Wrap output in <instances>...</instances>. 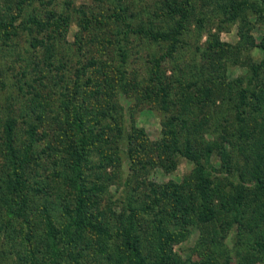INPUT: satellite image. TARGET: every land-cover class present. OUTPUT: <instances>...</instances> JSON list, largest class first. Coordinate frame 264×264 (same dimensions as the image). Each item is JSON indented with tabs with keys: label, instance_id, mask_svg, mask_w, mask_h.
Listing matches in <instances>:
<instances>
[{
	"label": "trees",
	"instance_id": "16d2710c",
	"mask_svg": "<svg viewBox=\"0 0 264 264\" xmlns=\"http://www.w3.org/2000/svg\"><path fill=\"white\" fill-rule=\"evenodd\" d=\"M3 1L6 0H0ZM41 1L50 7L58 0ZM193 2L164 0L160 12L155 14L169 23L164 31L128 21L121 7L97 19L98 25L112 26L116 32L98 40V53L83 68V75L94 68L100 79L83 81L78 72L73 87L65 91L64 115L59 116L65 120V128H48L51 114L43 102L30 99L21 105L17 100L5 114L0 107V204L12 219L24 220L21 261L83 264L92 248L100 258L98 264H240L239 258L246 253L248 264H253L250 255L254 251L264 254L263 122H258L251 133L240 130L237 139L228 141L231 150L241 156L240 162L223 147L224 142L221 144L222 172L217 173L211 165L215 144H197L189 132V118L184 116L192 113L191 104L202 109L210 102L217 103L214 96L221 93L218 87L222 82L209 76L203 78L208 72L207 57H212L209 49L221 52L229 46L216 42L197 54V66L193 68L198 71L197 78L188 84L179 82V92H174L173 83L168 82L170 77L162 70L163 63L174 58L180 45L185 44ZM248 5L240 3L238 9ZM47 13L46 21L36 17L31 21L38 33L50 30L59 37L65 34L69 15L55 10ZM7 16L0 13V31L6 32L11 25ZM82 17L94 24L85 12ZM132 35L152 45L163 44L164 48L160 54H149L147 79L143 83L130 79L126 68ZM33 42L35 47L44 44L36 37ZM252 46H256L254 42ZM261 46L264 50V43ZM116 53L120 67L114 64ZM263 66L264 62L253 65V81L247 86L238 85L241 105L236 109L240 122L245 121L241 109L246 106L249 92L264 100V90L258 95L249 88ZM120 92L132 93L138 104L146 102L161 111L163 131L159 140L153 142L145 129H138L135 124L127 129L120 124L122 117L115 118L112 96ZM104 93V99L97 96ZM174 107L183 112L173 111ZM20 119L24 122L22 130L26 131L24 142L17 141L22 131ZM46 137V146L55 155H64V162L54 174L47 169L41 173L47 162L42 160L38 148L44 147L40 143ZM183 158L193 169L182 184L150 180L155 168L170 174ZM125 160L130 163L128 172L123 170ZM115 184L118 195L110 192ZM57 205L58 223L51 210ZM27 209H35L31 215L34 220L29 219ZM34 222L42 225L40 236ZM233 229L241 236L229 246L225 240ZM195 232H199L195 246L183 258L174 246L185 243ZM259 259H264V255Z\"/></svg>",
	"mask_w": 264,
	"mask_h": 264
},
{
	"label": "rangeland",
	"instance_id": "374dc122",
	"mask_svg": "<svg viewBox=\"0 0 264 264\" xmlns=\"http://www.w3.org/2000/svg\"><path fill=\"white\" fill-rule=\"evenodd\" d=\"M163 1L58 0L50 7L41 0L0 2V13L5 16L8 14L10 18L5 17V19L9 20L8 23L12 25V27L11 25L7 26L9 28L6 32H4L5 30L0 31V79H2L0 82V107L4 108L2 113L5 114V110L9 111L8 106L17 100L21 101V105H23L32 99L36 100L38 104L43 102L46 111L51 114L47 118L50 121L48 128L49 125L58 128L64 127L65 120H61L59 116L64 115L65 91L73 87L78 72H81L83 81H88L91 78L100 79L94 68H89L85 75H83V68L98 53V40L104 39V35L116 32L112 26L98 25L97 19L100 20L106 15H111L114 8L121 7V12L128 18V21L150 27L152 25L157 30L164 31L169 28V23L165 22L163 17L155 15L160 12ZM243 2L249 3V5L238 9V4ZM69 3H71L70 6ZM50 10L69 15L68 31L60 37L58 33L54 34L50 30L39 34L38 27L31 22L34 17L46 21L47 12ZM191 11L188 21L190 31L183 38L185 44L180 45L174 58H169L163 63L162 70L167 77H170L168 82L173 83L174 92H179L180 89H176L179 82L188 84L197 78L198 71L193 69L197 66L198 59H195L197 54L207 51L208 45L216 42L229 46L221 52L209 49L212 57H207L206 70L208 72L203 78L209 76L222 82L218 87L221 88V93L214 96L217 103L210 102L202 109L191 104L192 113L184 115L189 118V132L197 144L202 145V142L215 144L211 165L218 173L222 172L223 163L221 144L224 142L223 147L227 148L230 154L235 155V161L239 160L240 162L241 156L234 153V149L231 150L228 141H232L233 138L237 139L240 130L246 129L251 133L258 122L264 124V100L252 97V92H249L246 106H242L241 109V117L245 119L244 122L238 121V110L236 109L237 105H241L238 85L244 83V86H247L253 81L252 66L264 62V50L261 48L264 43V2L261 0H194ZM84 12L94 20V24H90L82 17ZM35 37L44 42L42 45L38 44L36 50L33 42ZM253 42L256 46H252ZM128 47L129 61L126 68L129 78H135L140 82L146 81L149 54L162 53L164 51L163 44L152 45L132 35ZM114 61L115 66L120 67V57L117 56V53L116 57L114 56ZM260 71L259 77L249 85V88L252 91H257L258 95L264 90V66ZM104 82V87H106L108 83L105 79ZM110 86L109 84L107 91ZM230 86H232L231 90H229ZM25 93L26 96H24ZM106 95L104 93V95L97 96L104 99ZM131 96L132 93L125 95L122 92L112 96V108L116 109L113 115L119 119L122 117L120 124H123L127 129L135 124L138 129H145L153 142L159 140L163 131L161 111L146 102L138 104V101H135ZM178 106L185 107L181 104ZM52 109L55 111L52 112ZM173 111L183 112L181 108L175 107ZM1 121L3 122V119ZM23 127L24 122L20 119L19 130H22ZM245 133L248 134V132ZM24 140H26L25 128L20 131L17 141L24 142ZM40 144L44 147L38 148V151L42 160L47 162L41 167V173L47 169L54 174L64 162V155L62 152L55 155V152L46 146L48 145L47 137ZM123 153L126 151L123 150ZM55 160H58L59 163L56 164ZM125 161L123 170L128 172L130 163ZM192 169L193 165L183 158L174 172L168 174L160 168H155L149 177L150 180L161 184L169 181L182 184L187 177H190ZM220 178L223 180V177ZM237 182L239 183V181ZM227 184L226 189H231L229 181ZM118 190V184L110 187L112 194L118 195ZM34 210L27 209L29 219L34 220L31 216ZM51 210L58 223L60 220L59 206H52ZM9 211L11 210L9 209ZM23 221L20 217L12 219L6 208L0 204V264H27L20 260V257L24 255L22 248L24 227L23 224L21 226ZM34 223L35 229L38 230V236H40L42 225ZM198 235L199 232H195L185 243L175 245L174 250L180 253L183 258H187L191 254L190 250L195 246ZM239 236L241 235L237 234L236 229H233L225 240L226 244L232 246L233 241L236 238L239 239ZM254 252L250 255V262L264 264V259H259L264 254L260 251ZM246 255L248 253L243 256L244 258H239L240 264L249 263V257L246 259ZM99 260V256L95 255V250L92 248L88 257L83 260V264H98Z\"/></svg>",
	"mask_w": 264,
	"mask_h": 264
}]
</instances>
